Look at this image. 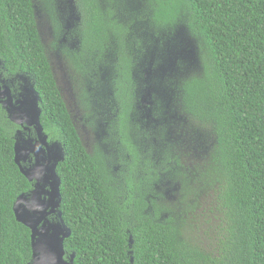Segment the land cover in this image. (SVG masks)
Returning a JSON list of instances; mask_svg holds the SVG:
<instances>
[{"label":"trees","instance_id":"trees-1","mask_svg":"<svg viewBox=\"0 0 264 264\" xmlns=\"http://www.w3.org/2000/svg\"><path fill=\"white\" fill-rule=\"evenodd\" d=\"M35 1L0 0V80L15 95L20 85L32 86L40 122L63 148L56 172L59 211L71 231L65 258L264 264V0H72L74 18L61 32L92 71L105 67L100 146L107 154L87 151L77 133L38 30ZM181 28L194 41L197 62L162 87L167 98L151 94L147 108L159 123L150 124L148 137L160 142H154L158 157L149 158L142 71L152 49L164 48ZM90 95L98 99L96 91ZM186 124L206 138L182 132ZM16 127L0 105V264L32 260L30 229L12 209L32 189L14 162ZM169 134L181 141L166 142ZM166 177L179 196L175 206L160 207L150 192Z\"/></svg>","mask_w":264,"mask_h":264},{"label":"rangeland","instance_id":"rangeland-1","mask_svg":"<svg viewBox=\"0 0 264 264\" xmlns=\"http://www.w3.org/2000/svg\"><path fill=\"white\" fill-rule=\"evenodd\" d=\"M35 10L38 30L46 47L54 78L79 137L87 151H101L103 154H107L105 153L106 150L100 146V134L102 133L103 125L101 109L102 101L105 99V95L103 91L100 92V89H102V82L106 77L105 67H99L97 71H92V66L88 62L82 61L76 55V52L69 50L74 45L67 40L65 41L61 32L67 29L69 18L70 20L74 18L72 0H36ZM163 44L164 48L152 49L142 71L145 88L141 94V106L146 110L141 113L142 118H144L143 121L145 120L141 128L147 133L148 139L146 142H150L148 143V151L151 150L149 158H154L152 153L156 154L155 150L159 148L158 144H156V149L154 148V142H160L157 138L148 137V134L149 136L153 134L150 124L154 122V126L157 127L156 125L159 123L157 118L153 119L149 113L150 109L147 108V106L152 105L150 101L151 94L156 92L160 99L167 98L168 94L162 87L174 83L180 78L182 72L194 68L197 62L194 41L183 28L174 33L173 36H167ZM83 69L87 71L84 72ZM162 79L163 82L161 81ZM90 89L97 92L98 99L91 97ZM168 109L169 104L166 103L163 113L167 114ZM141 114H138V116ZM141 121L140 118L136 119L139 125ZM172 131L174 130L172 129L171 133ZM181 131L188 135L202 134L199 140H204L207 133L204 130H200L196 125L192 126L190 124H186ZM165 138L166 142L181 141L172 134ZM194 141H198V137ZM174 147L178 153H181L179 145ZM110 157L112 158L111 155ZM157 157L158 155L156 154L155 158ZM114 162L115 160L112 163ZM160 183V185L153 186L150 197L153 200L156 199L160 207H165L166 205L175 206L172 202H176L174 198L179 195L172 194L177 188L173 187L172 181L168 177L163 178ZM153 193L156 195L155 197ZM201 220V214L199 213V221ZM210 236L211 232L203 235V242L208 243Z\"/></svg>","mask_w":264,"mask_h":264},{"label":"water","instance_id":"water-1","mask_svg":"<svg viewBox=\"0 0 264 264\" xmlns=\"http://www.w3.org/2000/svg\"><path fill=\"white\" fill-rule=\"evenodd\" d=\"M0 105L8 119L21 126L15 133L14 162L28 181H35L33 189L28 194H20L12 207L16 220L30 229L32 260L29 264H72L65 258L64 249V240L71 231L59 211L61 194L56 166L64 158L63 148L59 142H47L40 122L38 94L32 86L20 85L15 95L7 80H0ZM28 127L34 128L37 140L22 135V130ZM30 155L34 158L33 165L24 166ZM56 212L59 220L50 218Z\"/></svg>","mask_w":264,"mask_h":264},{"label":"flooded vegetation","instance_id":"flooded-vegetation-1","mask_svg":"<svg viewBox=\"0 0 264 264\" xmlns=\"http://www.w3.org/2000/svg\"><path fill=\"white\" fill-rule=\"evenodd\" d=\"M16 128L21 129V126H17ZM16 131H17V129H15V132L13 134V138L14 139H15V133H16ZM43 132L47 135V142L48 143L54 142V140H52L51 138H49V136H48V134H47V132H46V130H45L44 127H43ZM22 135L24 137H26V138H32L34 141L37 140V134H36V131L34 130L33 127H28V129L22 130ZM55 142H58V141H55ZM41 146L44 148L43 145H41ZM33 163H34V158H33L32 155H30L29 158L25 162H23V165L29 167V166L33 165ZM34 184H35V181H32L31 182L32 189L34 187ZM46 188H48V186H46ZM50 217L53 218V219H55V220H59L58 212H56L55 214H52Z\"/></svg>","mask_w":264,"mask_h":264}]
</instances>
